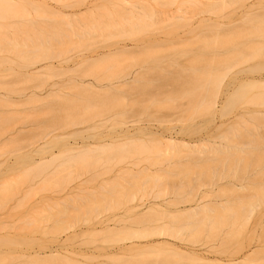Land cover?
Instances as JSON below:
<instances>
[{"label":"bare ground","instance_id":"1","mask_svg":"<svg viewBox=\"0 0 264 264\" xmlns=\"http://www.w3.org/2000/svg\"><path fill=\"white\" fill-rule=\"evenodd\" d=\"M161 1L140 0L139 5L133 0L92 3L94 7L110 9L105 10L110 20L106 25L112 26H99V19L93 26H80L74 30L79 40L75 44H81L93 33L114 40L102 45L107 47L104 55L102 52H94L99 56H84L76 63L80 66L84 64V68L92 73L120 67L113 81L110 79L112 77L102 81L96 76L95 83L91 80L84 82L82 78L69 80L79 85L84 93L90 89L103 95L79 96L78 89L77 97H64L60 108H69L68 112L72 114L63 120L62 131L51 136L46 141L47 145L44 142V145L34 149L36 157L30 152L20 155V162L30 161L32 168L41 172L56 165L59 167L65 162L102 165L112 159L138 166L139 162L135 159L142 156L144 166L137 167L140 169L135 175L103 178L98 187L86 190L74 188L59 201H55L53 205L56 210L49 217L52 220L49 231L57 232L73 227L80 216L99 214L123 202L131 203L129 209H133L139 201L147 198L143 197L144 191L150 190L155 192L152 195L154 198L160 199L146 204L147 209L138 214L136 219L154 221L164 218L166 223L158 228L134 229L125 233L122 239L155 233L179 237L182 243L169 240L160 242V247L166 253L163 264H191L182 263L187 259L196 260V264H261L264 262V240L255 239L251 243L248 237L244 244L236 240L237 236L247 231L245 225L253 213V206L257 201H264V129L259 130V127L264 128L263 0H196L199 5L197 11L180 13L177 6V11L167 15L168 18H177L183 24L194 26L151 27L148 21L154 20L155 6ZM227 4L234 5L233 12L238 9L239 14L228 20L233 28L220 30L225 24L221 16L220 19L203 16L197 23L192 21L198 14L220 10V7ZM27 6L39 14L53 13L45 0H0V19L28 12ZM198 25L208 26L215 32L212 36H202L201 46L195 48L193 53L188 55L186 48L171 50L166 54L159 53L160 46L174 43L188 45L186 42L189 35L198 30ZM61 36L60 30L47 32L46 37L45 32H39L34 39L38 42L25 41L18 47L17 40L13 38L5 42V48L20 57L19 68L25 69L23 74L29 75V53L35 52L34 56H38V51H41L44 58H52L49 52L51 40ZM125 38H131L133 44L129 46L121 43ZM207 46L221 53L216 59L217 64L224 69L220 74L215 73L217 67L211 65L214 60L206 56ZM180 56H186L187 62L178 63ZM163 57H168V61H164ZM47 66L52 67V64L37 65L32 72L40 73ZM227 74H230L231 80L223 82ZM43 92L31 90L28 97L44 98L45 95H40ZM125 95L127 103L122 101ZM11 99L9 93L0 92V102L5 103ZM162 106L169 110L180 109L176 120L181 122L179 126L170 123L165 129L158 130L138 124L134 129H129V125H133L131 122L142 119L170 121L172 116L152 113ZM113 107H118L115 113H106ZM237 108L240 111L232 116V121L226 122L224 128L217 129L214 135L200 134L199 138H192L191 135L200 133L203 127L200 122L194 121L195 118L208 113L202 120L207 123ZM128 109L132 110V115L127 114ZM84 122L89 123L81 128L67 129ZM90 130L93 132L88 133ZM84 132L86 136L82 135ZM77 138L80 140L77 141ZM153 166H157V169L153 173L147 172L148 167ZM222 179H229L227 182L232 184L234 191L223 193L227 196L226 200L218 202L214 198L221 194L214 191L213 185H219L217 190L220 191L221 185H227L219 183ZM235 180L239 184H235ZM107 219L99 218L98 222L105 223V229H110ZM213 232L223 234L218 239V245L197 247L191 243L201 234L209 236ZM230 240L233 241V253L243 248L246 251L238 257L215 255L227 251ZM15 242V237L0 234V245ZM138 246L131 242L119 248L124 252ZM10 251L0 249V255L6 256ZM121 252L106 254L105 260L96 262L85 260L95 258L92 255L73 253L79 255L74 258L58 250H50L49 253L19 251L12 258L23 257L22 260L30 261L31 264H38V259H56L58 264H111L110 259L116 258ZM233 253L230 255H235Z\"/></svg>","mask_w":264,"mask_h":264},{"label":"rangeland","instance_id":"2","mask_svg":"<svg viewBox=\"0 0 264 264\" xmlns=\"http://www.w3.org/2000/svg\"><path fill=\"white\" fill-rule=\"evenodd\" d=\"M133 1H137V5H139L138 1L140 0ZM45 2L53 10H51L53 13L40 12L39 14L34 12L30 6H27L28 12L0 19V92H7L12 98L11 101L0 102V234L15 237L16 241L12 244L0 245V249H11L12 251L6 256L0 255V264H31L30 261L22 260L23 257L13 259L12 256L18 255L19 251H44L49 253L50 250L67 252L74 258L79 257V255H73V253H85L95 257L85 258L87 262L105 260L106 254L122 251L116 258L110 259L111 264H163V257H165L166 253L160 247V242L169 240L182 243L183 241L179 237L155 233L140 238H121L125 233L134 229L158 228L163 223H166L164 218L154 221L136 219L138 214L147 209L146 204L153 201L157 202L160 199L154 198L152 195L155 192H150V190L144 191L143 197L147 198L139 201L133 209H129L131 203L123 202L110 209H105L99 214L89 213L85 216H80L79 220L74 222L73 227L57 230V232L49 231V227L52 224V220L49 217L56 210L53 204L64 197L67 192L74 188L86 190L98 187L99 182L103 178L119 176L123 178L135 175L140 169H137V167L144 166L143 162L145 161L142 156H138L135 159L136 162H139L138 166L131 163L124 164V161H116L114 159L102 165L98 163L85 165L82 162H65L57 167V163H55V167L43 169L41 172L32 168L33 165L30 164V161L28 163L20 162V155L30 152L36 157L37 154L33 152L34 149L36 150L44 145V142L47 145L46 141L51 136L62 131L61 128L64 127L63 120H65L67 115L72 114L68 112L69 108H60L63 106L62 100L64 97L76 96L78 89H80L79 96L98 94L90 91V89L85 90L84 93L79 85L73 84L69 80L82 78L84 82L91 80L95 83L94 76H96L102 81H108V78L112 77L110 79L113 81L114 75L120 67L115 66L111 68V71L107 72L96 71L92 73L84 68V64L80 66L79 63H76L81 57L88 55H91L90 57L99 56L96 55L99 52L103 54L107 51V47L102 45L114 40V38H107L106 35L100 36L93 33L91 37L84 39L81 44H75L79 40L74 30H78L80 26H93L97 19H99V26H112L106 25L110 20L106 16L105 10L110 9L92 6V3L100 4L103 0H45ZM177 6L180 8L178 10L180 13L190 14L197 11L199 5L196 0H175L174 3L162 0L161 3L155 6L154 20L148 21L151 23L149 26H194L190 23L183 24L177 18H168L167 15L169 13L177 11ZM220 8V10L217 9L210 13L198 14L194 16L192 21L197 23V20L203 16L205 18L210 16L214 19L221 16V20H224L225 24L220 30L233 28L234 26H230L231 22H228V20L239 14L237 12L238 9L233 12V4H227ZM99 12L101 13L100 15H98ZM69 22L71 25H69ZM24 24L33 26H24ZM198 26V30L189 35V40L186 42L188 45H185V43H174L168 46H160L158 48L159 53L166 54L171 50L183 48L188 49V55L193 53L195 48L198 49L201 46L202 36H212L215 32L213 29H209L208 26ZM59 30L62 36L52 39V44L49 47V52L53 55L52 58H44L45 56L42 55L41 51H38V56H34L35 52L29 53L28 58L33 61V63L29 61L28 64L29 75L23 74L22 71L25 69L19 68L21 66L20 57L5 48V42L9 39L15 38L18 47H20V44L25 41L29 43L38 42L34 39L38 37L39 32H45L46 37L47 32L54 33V31ZM147 35L152 36L149 33ZM205 38L207 39V37ZM133 42L131 38H125L121 41V43H127L129 46ZM209 48L207 46L206 56H208V59L214 60L211 65H214L215 68L217 67L215 73L220 74L224 69L217 64L216 59L221 53L220 51L212 50L211 46ZM33 57H36L37 60ZM187 59L186 56H180L177 60L178 63L183 64L187 62ZM163 60L168 61V57H163ZM47 63L52 64V67L47 66L40 73L32 72L36 70L37 65ZM228 80H231L230 74L224 76L223 82ZM31 90L36 92L45 90L40 94L45 95V97L29 98L28 94ZM122 101L127 103V95L123 97ZM240 105H244V103ZM117 109L118 107H113L108 109V112H105L115 113ZM151 110L153 111V109ZM127 111V114H133L132 110L128 109ZM179 111L176 109L169 110L165 106L159 107L152 113L158 116H172L170 121L165 119H142L137 122H131L133 125H129V129H134L138 124L139 126H148L158 130L165 129L170 123L175 124L177 127L181 124L180 121H176ZM238 111H240V108L223 117L215 116L217 118L207 123L202 120L207 117L208 113L198 116L194 121L200 122L203 127L200 133H193L191 135L192 138L197 139L200 134L203 136L214 135L217 129H222L226 126V122H231L232 116ZM134 113L136 112L134 111ZM223 120H225L224 123L222 122ZM88 123L84 122L80 125L70 126L67 129L81 128L88 125ZM263 129V127H259L260 131ZM47 132L48 134H46ZM89 132L92 133L93 131L90 130ZM82 135L86 136L87 134L84 132ZM76 140L78 141L80 138ZM122 166L124 168L121 171ZM155 169H157V166L148 167L149 171L147 172L153 173ZM227 181L230 180L222 179L219 181L220 184H227L221 185L220 191L217 190L219 185H213L214 191L221 194L220 197L214 198V200L218 202L225 201L227 196L223 195V193L230 194L234 191L232 184ZM238 182L235 180L234 183L239 184ZM143 202L144 205L142 204ZM99 218H108L107 224L111 228L105 229V223L98 222ZM245 227L247 231L237 236L238 239L236 241H243L244 244L248 237L251 238V243L255 239L264 240V201H257L253 206V213L247 219ZM219 232H213L209 236L203 233L195 239V242L191 243L197 247L218 245V239L223 235L218 234ZM66 236L69 237L66 238ZM131 242L139 246L126 249L124 252L119 248L121 245H128ZM228 245L227 251L221 254L215 253V255L220 257H238L246 251V248H243L238 253H233L231 251L233 249V241L230 240ZM204 253L213 255L205 251ZM231 253L235 255H230ZM38 261V264H58L56 259H38ZM183 262L197 263L196 260L190 259ZM261 264H264V262H261Z\"/></svg>","mask_w":264,"mask_h":264}]
</instances>
